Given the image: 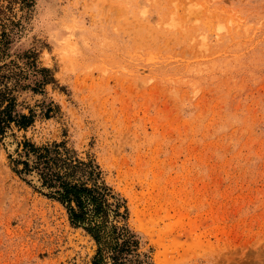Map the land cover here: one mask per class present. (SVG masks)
<instances>
[{
	"label": "rangeland",
	"instance_id": "rangeland-1",
	"mask_svg": "<svg viewBox=\"0 0 264 264\" xmlns=\"http://www.w3.org/2000/svg\"><path fill=\"white\" fill-rule=\"evenodd\" d=\"M2 28L52 109L0 143V264L96 248L13 169L24 138L95 157L154 264H264V0H0Z\"/></svg>",
	"mask_w": 264,
	"mask_h": 264
},
{
	"label": "trees",
	"instance_id": "trees-1",
	"mask_svg": "<svg viewBox=\"0 0 264 264\" xmlns=\"http://www.w3.org/2000/svg\"><path fill=\"white\" fill-rule=\"evenodd\" d=\"M9 39L0 32V143L14 129H26L36 116H49L51 103L42 101L39 112L18 99V92L31 89L44 93L46 75L37 78L34 56L24 51V65L7 51ZM15 156L9 153L19 175H32L35 188L65 208L69 222L81 227L95 241L91 264H154L149 252L141 250L138 233L128 222L126 198L110 185L101 165L92 155L79 156L66 140L36 144L18 140ZM32 178H29L31 181Z\"/></svg>",
	"mask_w": 264,
	"mask_h": 264
},
{
	"label": "bare ground",
	"instance_id": "bare-ground-1",
	"mask_svg": "<svg viewBox=\"0 0 264 264\" xmlns=\"http://www.w3.org/2000/svg\"><path fill=\"white\" fill-rule=\"evenodd\" d=\"M165 238V237H164ZM166 240H164V242H165ZM167 242V241H166ZM165 248V247H164Z\"/></svg>",
	"mask_w": 264,
	"mask_h": 264
}]
</instances>
